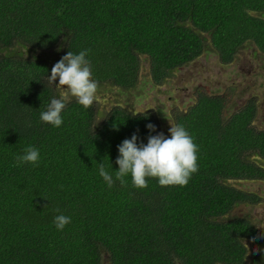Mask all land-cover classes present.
Returning a JSON list of instances; mask_svg holds the SVG:
<instances>
[{
	"label": "trees",
	"instance_id": "1",
	"mask_svg": "<svg viewBox=\"0 0 264 264\" xmlns=\"http://www.w3.org/2000/svg\"><path fill=\"white\" fill-rule=\"evenodd\" d=\"M245 43L264 56V0H0V264H264V253L246 262V243L264 249V239L251 242L263 230L230 217L260 202L231 182L264 181L252 101L228 112L231 94L199 91L172 113L199 148L184 187L147 178L141 190L129 176L108 188L99 175L102 163L115 176L118 146L133 133L146 144V125L159 132L152 111L112 107L98 123L94 103L72 98L59 128L40 120L60 98L47 77L68 51L90 50L92 78L122 91L135 88L142 58L161 86L207 51L231 63ZM28 146L39 166H14ZM59 214L71 217L63 231Z\"/></svg>",
	"mask_w": 264,
	"mask_h": 264
},
{
	"label": "rangeland",
	"instance_id": "2",
	"mask_svg": "<svg viewBox=\"0 0 264 264\" xmlns=\"http://www.w3.org/2000/svg\"><path fill=\"white\" fill-rule=\"evenodd\" d=\"M48 56L57 59L61 54L48 52ZM150 78L147 62L142 58L135 88L120 91L113 86H99L94 101L97 122H101L112 107H124L135 112L152 111L160 124L159 133L170 138V126H174L172 113L185 111L194 103L197 92L202 91L209 95L231 94L228 112L247 100H254L258 107L254 125L264 129V56L253 44L237 51L234 60L227 65L221 64L215 53L207 51L175 70L161 86H154ZM56 90L60 97V88ZM261 163L264 165V161ZM231 184L237 189L257 194L260 202L237 206L230 217H246L264 231V181L242 180ZM246 245V262L249 263L255 255L252 249L256 246L249 242Z\"/></svg>",
	"mask_w": 264,
	"mask_h": 264
},
{
	"label": "clouds",
	"instance_id": "3",
	"mask_svg": "<svg viewBox=\"0 0 264 264\" xmlns=\"http://www.w3.org/2000/svg\"><path fill=\"white\" fill-rule=\"evenodd\" d=\"M27 51V50H26ZM90 50L73 54L68 51L51 69L48 75V84L53 88H60V98H52L46 111L40 113L43 123L59 128L63 124L61 113L65 109L70 98L89 109L97 98L99 84L92 78L91 64L87 56ZM31 125L29 124V127ZM150 135L147 143H138V135L133 133L130 139H125L118 146V158L115 163L118 170L115 176L99 165V175L108 188H112L118 181L121 187L128 183L127 177H131L132 185L137 189L148 187L147 178H155L162 187L180 186L188 184L192 175L198 168V145L193 137L186 131L183 125L170 126V138L156 131L155 125H146ZM151 133H156L151 135ZM16 165L29 163L34 167L39 166L40 153L33 146L24 149L22 156H17ZM57 211H59L57 209ZM57 231H63L71 223V217L59 214L53 221ZM264 239V231L251 238V242ZM253 254L264 253V249L254 248Z\"/></svg>",
	"mask_w": 264,
	"mask_h": 264
},
{
	"label": "flooded vegetation",
	"instance_id": "4",
	"mask_svg": "<svg viewBox=\"0 0 264 264\" xmlns=\"http://www.w3.org/2000/svg\"><path fill=\"white\" fill-rule=\"evenodd\" d=\"M246 45H250V44H248V43H245L244 45H242V48L243 47H245ZM241 49V48H240ZM239 49V50H240ZM234 60V59H233ZM230 64V63H229ZM224 65H227V64H224ZM223 95V94H222ZM250 101H252L253 102V104H254V109H255V117H254V119L256 120V118H257V115H258V112H257V109H258V107H257V105H256V103H255V101L254 100H247L242 106H244L246 103H249ZM228 106V105H227ZM227 106H226V108H227ZM242 106H240V107H242ZM240 107H237V108H234V109H232V111L231 112H233V111H235L236 109H239ZM255 120H254V122H255ZM253 126L255 127V129H257V130H261V131H264V129L262 128H258L256 125H254V123H253ZM252 259H253V257H252ZM253 260H255V259H253ZM251 263H253V261L251 262ZM260 263H262V262H260Z\"/></svg>",
	"mask_w": 264,
	"mask_h": 264
}]
</instances>
